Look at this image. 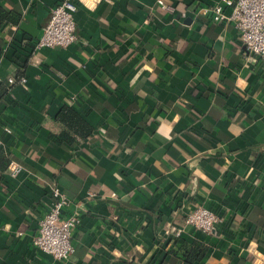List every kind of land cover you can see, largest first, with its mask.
I'll return each mask as SVG.
<instances>
[{
  "label": "crops",
  "instance_id": "obj_1",
  "mask_svg": "<svg viewBox=\"0 0 264 264\" xmlns=\"http://www.w3.org/2000/svg\"><path fill=\"white\" fill-rule=\"evenodd\" d=\"M57 1L0 0L18 14L0 29V264H264V58L212 19L221 0H80L75 40L36 49ZM53 187L78 216L62 261L31 241ZM200 206L210 233L184 222Z\"/></svg>",
  "mask_w": 264,
  "mask_h": 264
},
{
  "label": "built area",
  "instance_id": "obj_2",
  "mask_svg": "<svg viewBox=\"0 0 264 264\" xmlns=\"http://www.w3.org/2000/svg\"><path fill=\"white\" fill-rule=\"evenodd\" d=\"M78 1L58 0L50 7L47 22L34 44L36 49L66 47L75 40L73 13ZM158 2L162 4L161 0ZM224 7L230 9L227 15L223 12ZM165 8L171 9L168 6ZM211 13L214 21H233L238 40L245 50L252 57L264 58V0H221L213 6ZM7 81L11 83L13 80L7 78ZM18 81L22 83L24 78L19 77ZM19 171L17 163L8 162L9 176L14 177ZM50 197L51 201L38 220L36 234L31 241L35 249L53 260L62 261L73 252L69 238L78 223V216L75 212L63 215L68 200L56 187L51 189ZM217 221L216 213L204 206L191 210L184 219L186 225L204 233L212 232Z\"/></svg>",
  "mask_w": 264,
  "mask_h": 264
},
{
  "label": "trees",
  "instance_id": "obj_3",
  "mask_svg": "<svg viewBox=\"0 0 264 264\" xmlns=\"http://www.w3.org/2000/svg\"><path fill=\"white\" fill-rule=\"evenodd\" d=\"M18 14L12 11H5L0 7V29L5 23H16ZM1 51V49H0ZM26 57V56H24ZM26 58L19 61L20 65H25ZM8 92L7 88L0 83V100ZM54 120L61 128L63 136H68L69 140L83 141L92 133V127L89 126L73 109L69 106H61L54 116ZM68 140V141H69ZM206 246H193L185 252V262L193 263L201 260L206 253Z\"/></svg>",
  "mask_w": 264,
  "mask_h": 264
}]
</instances>
